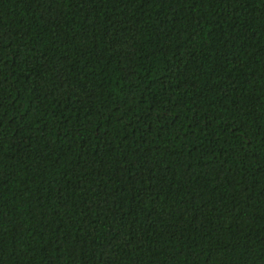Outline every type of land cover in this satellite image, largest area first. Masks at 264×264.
<instances>
[{"label": "trees", "instance_id": "obj_1", "mask_svg": "<svg viewBox=\"0 0 264 264\" xmlns=\"http://www.w3.org/2000/svg\"><path fill=\"white\" fill-rule=\"evenodd\" d=\"M0 264H264V0H0Z\"/></svg>", "mask_w": 264, "mask_h": 264}]
</instances>
